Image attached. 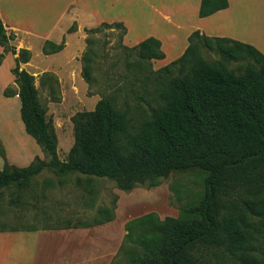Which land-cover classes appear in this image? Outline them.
I'll return each mask as SVG.
<instances>
[{
  "label": "trees",
  "instance_id": "16d2710c",
  "mask_svg": "<svg viewBox=\"0 0 264 264\" xmlns=\"http://www.w3.org/2000/svg\"><path fill=\"white\" fill-rule=\"evenodd\" d=\"M228 7V0H202L199 16ZM102 28L127 33L122 23H103L86 31ZM69 31L74 32V25ZM16 37L0 20L4 49L0 66L5 54L16 56L12 73L19 87L21 119L50 161L36 157L28 167L9 165L1 145L6 163L0 169V190L17 186L26 191L46 168L61 176L81 175L79 185L105 178L126 193L159 187L174 173L202 171L206 173L202 198L182 209L177 218L161 219L153 211L127 222V234L112 264H121L122 255L130 264H264L262 52L240 41L195 31L181 57L154 70L153 61L165 58L160 40L150 37L134 47L125 46L136 54L127 66L133 73L129 93L143 100L145 95H139L134 85L157 84L156 90H146L151 95L148 112L137 122L129 109L120 108L115 96L102 98L93 111L72 118L74 145L67 160L61 161L57 134L46 120L35 76L21 68L31 60V51L13 47ZM87 43L82 76L92 84L96 52L92 39ZM63 49L64 43L46 41L42 51L51 55ZM202 49L216 52L222 61L205 59ZM223 61L249 64L238 73ZM4 94L14 95L9 89ZM114 209L115 204L101 208L99 214L108 212L111 221Z\"/></svg>",
  "mask_w": 264,
  "mask_h": 264
},
{
  "label": "rangeland",
  "instance_id": "374dc122",
  "mask_svg": "<svg viewBox=\"0 0 264 264\" xmlns=\"http://www.w3.org/2000/svg\"><path fill=\"white\" fill-rule=\"evenodd\" d=\"M132 1L131 16L129 18L131 26L129 39L127 41L134 44L137 42L140 43L139 40L147 36H161L164 43L167 42L169 45L171 43L173 44L171 51L167 53L168 59H177L176 57L179 55L184 45H186V41H188L185 39L186 31L189 29L190 25L198 23V0H152L156 1L161 7L163 5L167 10L166 13L170 15V21H164L162 20V16L161 18L153 11L148 10L147 7L143 5V1ZM237 1L239 3L237 9L241 12L245 11L254 14L256 26H261L260 31L254 33V35H258L262 30L264 31V0ZM139 4L145 6V10L138 11L137 8H139ZM99 26L100 25L90 29H97ZM76 29V26H74V31H76ZM246 31L250 32V28L249 30L246 29ZM88 38L92 39L94 42L92 47L96 52V58L93 64L94 82L92 84L88 83L82 76L84 65L82 58L89 48L87 43ZM83 39L85 41L84 49L80 48L79 55L71 59L70 55L74 50L73 45L75 43H71L72 47L69 48V51L58 58H48L41 53L33 56L32 52L31 61L22 65L23 69L35 76V85L39 92V100L41 106L46 110V120L55 128L57 134L58 156L61 161L67 160L68 153L74 145L72 118L77 113L93 111L102 98L115 96L120 108L129 109L134 121L136 120L138 122L149 110L148 106L151 95H148L146 90L154 91L157 88L155 82L146 86L135 84L134 88L137 90V93L139 95H145V99L143 100L138 99V95L129 93L132 87L130 83L133 80V73L127 66L128 62L136 59V54L130 53L125 49V46H134L127 45L126 37H124L121 29L102 28L92 33L86 31ZM80 42L82 43L81 39ZM13 44L15 43H12V46L15 47ZM174 46H176V48H174ZM15 48L17 49V47ZM202 55L211 62L222 61L220 55L216 52L202 49ZM8 56H11L13 61L16 58L12 53L5 54L2 63L5 62ZM223 63L229 69L241 73L248 66L249 61H223ZM167 64H169L167 61L155 60L153 61V68L157 70ZM12 65L13 67H11L10 71L13 79L7 85L6 89H9L11 94H14L18 89L14 81V74L12 73L15 62H13ZM3 95V98L7 100L0 99V107L2 104L6 107L12 105L8 103V98L10 97H6L5 94ZM127 103L130 108H127ZM3 109L4 121H1ZM0 138H3V143L0 139V147L2 145L4 148L3 150L8 151L9 156L7 157V162H10L11 165L14 164L13 159L19 163L14 164L18 167H27L31 165L32 159H30V157H32L35 145L40 150L41 154L44 153L35 139H32L35 145H32V147L26 146L24 141L26 140L29 142V139L25 137L22 126L18 122L15 108H0ZM38 155L39 154H37V157ZM0 158L3 163H6L1 155ZM44 158L46 161H50L48 156ZM4 166L5 164L2 167L0 166V169H3ZM205 177L206 173L202 171L174 173L168 179L164 180L159 187L153 189L145 188L149 189V191L146 193L145 191H138L129 199L123 198L120 206L119 221L129 215H132L135 219L152 213L153 211L162 219L166 217H179L182 209L197 203L204 195ZM79 178H82L79 174L61 176L52 169L46 168L32 180L31 187L26 191H21L22 189H19L17 186H11L0 190V229L20 227L21 222H19L17 218L22 209V205L18 204V200L21 198V192L25 194V201L26 204H28L24 206L26 211L31 210L34 212L43 210V212L47 214L55 211L59 213V208L61 204L64 205V202L58 198L62 195L53 192V187L66 186L64 188H66L65 190L69 193L70 188L73 190L72 186L75 187L78 185L77 181ZM49 181L53 182L52 186L49 184ZM94 182L96 186L102 188V191L115 185L114 182L105 178H96ZM48 189H50V191L44 194L48 199H42L41 193L43 191H48ZM80 194L85 196L88 195V193L83 194L82 189H80ZM100 195L102 194L100 193ZM62 197L64 199L66 196L64 195ZM103 197H106V195L103 194ZM99 203H101L100 206L102 207L105 201L101 199ZM110 203H108V205H111ZM108 214V212L105 213V215ZM120 258L119 261L121 264H130L126 255H122Z\"/></svg>",
  "mask_w": 264,
  "mask_h": 264
},
{
  "label": "crops",
  "instance_id": "0c3cea01",
  "mask_svg": "<svg viewBox=\"0 0 264 264\" xmlns=\"http://www.w3.org/2000/svg\"><path fill=\"white\" fill-rule=\"evenodd\" d=\"M137 1H143V5L158 16H162V20H171L170 15L166 13L167 10L163 5L161 7L156 3V1ZM132 2V0H0V20L8 33L13 32L16 34L17 37L11 42V45L15 43L13 45L17 47V50L28 49L35 56L39 53L44 54L42 49L46 41H51L57 45L64 43V49L61 52L51 55L44 54L48 58H58L69 51V48L72 47L71 43H75L73 45L74 50L70 55L71 59L79 55L80 48L84 49L85 41L83 37L86 29L102 25L103 23H122L127 29V33L124 36L126 37L127 45H138V42V44H131L127 41L131 26L129 18L131 16ZM201 2L202 0L197 1L198 23L190 25L189 31H186V40L193 32L199 31L208 37L228 38L252 45L264 54V31H261L262 34L254 35V33L260 31L261 27L256 26L254 14L239 11L237 9L238 1L228 0L229 7L227 9L207 17H200ZM145 6L139 4L138 11L145 10ZM73 25L77 29L74 32H70L69 30ZM249 28L250 32H247L246 29L249 30ZM148 38L150 37L147 36L141 40L145 41ZM154 38L161 41L162 50L165 53L164 59L156 60L169 63L176 60L168 59L167 57V53L171 51L173 44L164 43L161 36ZM141 40H139L140 43L142 42ZM188 45L189 40L186 41V45L176 57L177 59L183 55ZM3 52L4 49L0 46V54ZM13 62H15V59L13 61L11 56H8L0 66V99L7 100L3 98V94L7 85L13 79L10 71L11 67H13ZM16 87L19 91L17 84ZM18 91L8 98V103L12 105L6 107L2 104L0 108H15L18 122L22 126L25 137L29 139V142L26 140L24 142L26 146L32 147V145H35L32 141L34 138L27 134L21 115L19 117L21 102L17 95ZM1 116V121H4V109ZM0 139L3 143V138ZM33 149L32 157H30L32 163L37 154H39L38 157L40 159H45L44 153L41 154L36 145ZM5 153L6 157H8L7 150H5ZM23 157L25 158L24 155ZM13 160L14 164H19L15 159ZM4 164L0 158V166L2 167ZM9 165H11L10 162ZM64 187L66 186H55L52 189L54 193L66 196L64 199L62 196L58 197L64 202V205L61 204L59 208V213L55 211L47 214L43 210L26 211L24 206L28 204L25 201V194H21L18 204L22 205V209L17 218L21 222L20 227L0 229V264L113 263L127 234L125 225L134 219L132 215H129L119 221L121 201L123 198L129 199L138 191H145L146 193L149 189L141 187L126 193L118 189L116 185H113L102 191V188L96 186L95 182H93L91 185L78 184L75 186L76 188L72 186L73 190L70 188L68 193ZM80 189H82L83 194L88 193V195H81ZM49 191L50 189L41 193L42 199H48L44 194ZM103 194L106 197H103ZM101 199L105 201L102 207L100 206L101 203H99ZM108 203L111 205H108ZM113 204H115L114 218L111 221H107L109 215L102 216L99 214V210L104 207L112 208Z\"/></svg>",
  "mask_w": 264,
  "mask_h": 264
}]
</instances>
